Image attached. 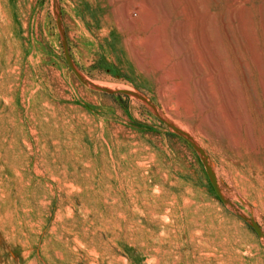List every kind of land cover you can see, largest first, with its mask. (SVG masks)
<instances>
[{
    "label": "rangeland",
    "instance_id": "rangeland-1",
    "mask_svg": "<svg viewBox=\"0 0 264 264\" xmlns=\"http://www.w3.org/2000/svg\"><path fill=\"white\" fill-rule=\"evenodd\" d=\"M0 264H264V0H0Z\"/></svg>",
    "mask_w": 264,
    "mask_h": 264
},
{
    "label": "bare ground",
    "instance_id": "bare-ground-1",
    "mask_svg": "<svg viewBox=\"0 0 264 264\" xmlns=\"http://www.w3.org/2000/svg\"><path fill=\"white\" fill-rule=\"evenodd\" d=\"M195 11H196V10H195ZM195 11H193V12H195ZM188 20H189V19L186 20L187 23H189ZM187 23L185 24V27H187V28H185V30H189V28H190L189 25H188ZM186 25H187V26H186ZM208 25H209V24H208ZM194 27H195L196 34L201 33V32H203V34H204V31H206V29H207V24L205 25V24H203L202 22H200V23L198 22V24H195ZM243 27H244V26H243ZM206 34H207V33H206ZM198 36H201V35H198ZM200 38L202 39L203 37H200ZM200 38H199V39H200ZM201 39H200V41H201ZM209 39H210V38H209ZM209 41H210V40H209ZM199 45H200V44H199ZM204 45H205V44H204ZM206 45H207V44H206ZM211 45H212V43H211ZM212 48H213V47H212ZM212 48H211V49H212ZM209 49H210V48H209ZM201 50H202V49H201ZM204 50H205V49H204ZM206 50H207V49H206ZM212 50H213V49H212ZM202 52H204V51H202ZM210 52H211V51H210ZM209 57H210V56H209ZM208 62H209V61H208ZM213 69H214V68H213ZM178 72H179V71H178ZM223 73H224V72H223ZM223 73H222V74H223ZM205 79H206V78H205ZM206 81H208V79H207V80H204L203 83L206 84ZM223 89H225V88H223ZM224 93H225V92H224ZM225 95H226V94H225ZM232 97H233V96H232ZM226 100H227V98H226ZM227 104H228V103H227Z\"/></svg>",
    "mask_w": 264,
    "mask_h": 264
}]
</instances>
